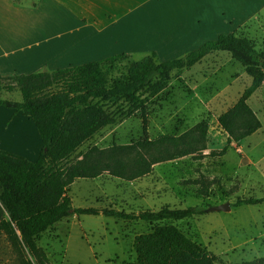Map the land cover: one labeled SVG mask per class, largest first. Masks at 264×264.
Here are the masks:
<instances>
[{
  "label": "rangeland",
  "instance_id": "1",
  "mask_svg": "<svg viewBox=\"0 0 264 264\" xmlns=\"http://www.w3.org/2000/svg\"><path fill=\"white\" fill-rule=\"evenodd\" d=\"M262 3L264 0L254 1L252 26L238 36L248 38L257 50L264 52ZM141 60H120L109 79L127 74L130 66ZM3 82L0 97L21 101L16 82ZM251 83V77L230 54L214 52L191 69L174 72L166 89L152 98L144 96L143 105L102 103L115 124L85 142L68 159L70 163L94 147L105 150L137 141L143 136L144 118L152 139L179 136L204 122L208 128L207 149L201 159L187 156L157 164L149 175L132 182L107 174L92 180H76L67 192L73 207L126 213L200 207L204 214L154 223L103 215L71 216L54 225L38 242L50 263L138 264L133 247L135 237L164 225L179 228L216 257V264L264 259V203L236 205L239 199L264 197V86L248 101L262 123L261 130L236 143L229 140L218 122ZM42 98L39 95L38 99ZM223 204H229L230 211H208ZM0 264H19L4 235H0Z\"/></svg>",
  "mask_w": 264,
  "mask_h": 264
},
{
  "label": "trees",
  "instance_id": "2",
  "mask_svg": "<svg viewBox=\"0 0 264 264\" xmlns=\"http://www.w3.org/2000/svg\"><path fill=\"white\" fill-rule=\"evenodd\" d=\"M214 52L230 54L252 79L235 105L218 119L229 140L239 143L262 128L248 101L264 86V52L237 34H221L179 59L158 62L155 54L146 56L130 66L127 74L114 79H109V75L120 60H129L128 55L52 73L0 76V90L4 88V80H14L22 98L12 101L0 97V106L21 111L31 118L43 142L36 162L0 150V235L11 244L19 264H51L38 242L54 225L71 216L103 215L154 223L204 214L200 207L139 213L74 208L67 195L76 180H92L107 174L132 182L149 175L157 164L187 156L203 158L208 142L204 122L179 136L152 139L144 118L143 136L137 141L105 150L94 147L81 159L71 163L68 159L99 131L115 124L102 103L143 105L144 96L152 98L166 89L174 72L191 69ZM39 95H43L41 100ZM262 203L264 197L239 199L236 205ZM133 247L138 264H216L217 261L174 225L159 226L136 236ZM242 264H264V259Z\"/></svg>",
  "mask_w": 264,
  "mask_h": 264
},
{
  "label": "crops",
  "instance_id": "3",
  "mask_svg": "<svg viewBox=\"0 0 264 264\" xmlns=\"http://www.w3.org/2000/svg\"><path fill=\"white\" fill-rule=\"evenodd\" d=\"M254 1L0 0V76L52 73L123 54L183 58L221 34L248 30ZM0 150L36 162L43 142L34 121L0 106Z\"/></svg>",
  "mask_w": 264,
  "mask_h": 264
},
{
  "label": "water",
  "instance_id": "4",
  "mask_svg": "<svg viewBox=\"0 0 264 264\" xmlns=\"http://www.w3.org/2000/svg\"><path fill=\"white\" fill-rule=\"evenodd\" d=\"M45 152H46V149H45ZM208 211H214V212H220V211H224V212H228L230 211V205L229 204H223V205H220V206H215V207H212L210 208Z\"/></svg>",
  "mask_w": 264,
  "mask_h": 264
}]
</instances>
